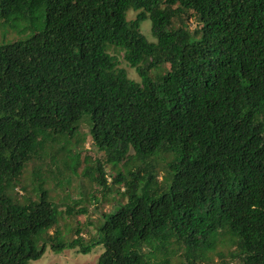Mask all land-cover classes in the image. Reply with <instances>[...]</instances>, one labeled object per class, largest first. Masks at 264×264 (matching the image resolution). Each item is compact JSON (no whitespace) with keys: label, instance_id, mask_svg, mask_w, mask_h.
<instances>
[{"label":"trees","instance_id":"trees-1","mask_svg":"<svg viewBox=\"0 0 264 264\" xmlns=\"http://www.w3.org/2000/svg\"><path fill=\"white\" fill-rule=\"evenodd\" d=\"M11 17L31 37L0 46V264L47 246H102L96 264H264V0H0ZM84 118L126 199L85 244L49 235L59 211L40 169L35 197L13 195ZM106 176L98 162L103 190Z\"/></svg>","mask_w":264,"mask_h":264},{"label":"rangeland","instance_id":"rangeland-1","mask_svg":"<svg viewBox=\"0 0 264 264\" xmlns=\"http://www.w3.org/2000/svg\"><path fill=\"white\" fill-rule=\"evenodd\" d=\"M135 16L136 12L129 11L127 20L131 21ZM196 24L197 22L193 17L189 19L191 30L196 27ZM26 25V22L19 17H11L6 22L0 23V46L10 45L30 38L31 33L26 31ZM150 29V21L147 20L141 24V33L149 42L154 43L155 39L152 37ZM109 53L117 57L119 67L127 72L129 79L140 82L135 70L130 68L124 61L121 52L111 48ZM161 72L159 70V73ZM151 74L156 73L152 72ZM89 129V121L84 118L75 137L62 139L55 146L54 151H58V154L54 162L51 160V156H48L43 161L29 164L24 170L21 185L13 193L17 200H22L24 197H35L33 192L37 184L35 182V171L40 169V178L45 181L43 188L48 192L49 201L57 206L59 211L57 226L50 230L49 235L57 231L59 238L64 242L75 239L77 237L75 234L76 230H79V237L82 238L84 244L96 239L97 229L103 222L104 214L113 212V207L118 202L123 204L126 202L125 198H121L120 194H117L118 186H113L112 181L110 182V176L112 177L113 175L110 174L111 166L105 163L103 152L93 145ZM61 148L64 151L59 153ZM98 162L103 165L104 173L107 175L106 190H103L93 180ZM158 170L161 176L163 172L160 168ZM20 187L25 189L22 190ZM122 190L120 191L122 192ZM73 202H80V204L74 206ZM68 205L73 206L74 211L85 208L87 212L82 215L68 216ZM102 252V246H94L88 254L78 253L76 249L54 253L47 246L41 258L30 264H96ZM211 257L214 262L220 259L214 254H211ZM180 260L181 258L176 257L171 264H177Z\"/></svg>","mask_w":264,"mask_h":264}]
</instances>
